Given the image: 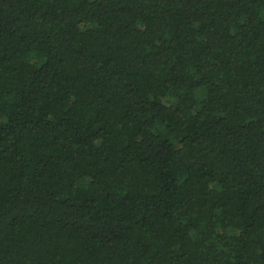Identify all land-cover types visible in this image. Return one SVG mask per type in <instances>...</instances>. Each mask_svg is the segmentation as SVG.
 <instances>
[{
	"label": "trees",
	"instance_id": "trees-1",
	"mask_svg": "<svg viewBox=\"0 0 264 264\" xmlns=\"http://www.w3.org/2000/svg\"><path fill=\"white\" fill-rule=\"evenodd\" d=\"M0 264H264V0H0Z\"/></svg>",
	"mask_w": 264,
	"mask_h": 264
}]
</instances>
